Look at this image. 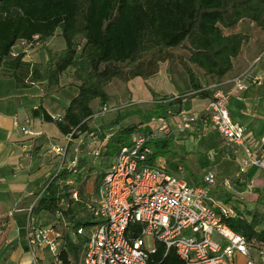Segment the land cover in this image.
<instances>
[{"label": "trees", "instance_id": "trees-1", "mask_svg": "<svg viewBox=\"0 0 264 264\" xmlns=\"http://www.w3.org/2000/svg\"><path fill=\"white\" fill-rule=\"evenodd\" d=\"M13 7L17 8L15 14H11ZM243 21L252 22L253 27L264 32V0H0V66L10 71L18 86L46 80L47 88L58 85L60 75L72 68L71 77L78 81L77 90L60 118L53 119L41 105L32 109V115L55 122L64 135L72 133V137H77L94 131L89 124L95 114L91 103L97 100L100 106L107 104L105 84L114 78L125 82L137 76L146 79L158 71L160 62L178 60L188 78L186 91L157 95L150 90L153 97L150 109L118 110L109 124L97 128L100 140L107 132L111 133L103 151V157H109L120 146L129 144L133 133L149 135L157 115L189 109L193 98L210 96V90L203 87L226 77L248 40L249 34L240 29ZM56 30L65 47L61 51L48 50L45 65L25 62L22 53L8 59L17 39L31 41L37 35V39L43 40ZM176 48L186 54L176 52ZM206 78L215 80L201 83ZM133 113L137 120L124 123V117ZM174 138L172 134L152 139L148 160L158 163V156L168 155L167 160L184 162L187 154L170 148V140ZM203 155L198 157L201 169L213 163ZM66 173L63 170L44 182L43 195L31 211L54 214L60 211L65 217L67 211L62 210L59 201L71 188L65 189L67 185L59 184L58 180ZM191 179L194 184L201 183V175ZM211 194L224 202L230 200L229 192L219 184L212 188ZM258 198L264 200L262 194ZM262 204V208L248 212V216L236 212L223 221L248 242L261 243L264 249V201ZM87 223L91 222L80 220L71 224ZM130 231L136 233L135 225ZM59 255L62 263H66L65 254ZM147 264L185 263L173 248L165 252L164 246L158 244Z\"/></svg>", "mask_w": 264, "mask_h": 264}, {"label": "built area", "instance_id": "built-area-1", "mask_svg": "<svg viewBox=\"0 0 264 264\" xmlns=\"http://www.w3.org/2000/svg\"><path fill=\"white\" fill-rule=\"evenodd\" d=\"M258 59L229 78L204 86L210 90V96L200 110L189 108L176 113L168 110L166 115L153 118L149 135L133 133L130 143L116 150L95 194L85 202L94 221L72 225L60 211L45 225L28 219L25 224L28 245L46 248L55 264H60L64 230H68L71 237L82 238L80 264H147L158 244L164 246L165 252L173 248L185 264H235L238 255L244 258L241 264H263L261 243L248 242L232 230L223 221L224 217L235 214L232 206L211 194L217 184L229 190L234 184L244 182L252 166L264 167V135L260 140L249 137L243 125L231 118L227 107L232 96L241 98L240 93L250 85L261 84L262 76L253 73ZM116 108L103 104L94 116ZM200 121L202 129L211 128L219 134L226 155L237 166L233 177L220 176L212 163L203 169L201 183L194 184L169 171L165 164L148 160L152 139L193 130ZM21 130L29 136L41 133L30 129L28 124L22 125ZM110 134L107 132L104 139L94 141L103 149ZM84 136L72 137L68 133L63 136L62 144L49 145L48 153L59 157L51 178L63 170L76 172L81 154L68 158V148L75 140L82 142ZM77 147L78 144L74 151ZM99 151L97 146L92 149L96 155H101ZM58 181L72 183L69 178ZM70 195L78 200L77 189L71 188ZM1 223L4 225L2 220ZM133 225L135 234L130 231Z\"/></svg>", "mask_w": 264, "mask_h": 264}, {"label": "crops", "instance_id": "crops-1", "mask_svg": "<svg viewBox=\"0 0 264 264\" xmlns=\"http://www.w3.org/2000/svg\"><path fill=\"white\" fill-rule=\"evenodd\" d=\"M249 23L253 27L252 22ZM253 28L256 36L249 35L248 40L243 43L239 54L233 60L232 69L226 74L225 78L242 71L259 56L253 67V73L262 76L264 80V70L259 69L260 63L264 64V32L255 27ZM64 47V40L59 30H56L53 35L43 40L37 39V35L31 41L22 38L17 39L11 46L8 59L22 53V60L25 62L38 63L43 66L48 60V50L61 51ZM69 71H72V68H68L60 75L58 88L71 87L75 91L71 97H63L54 91L57 88L47 91L46 80L36 81L24 87L18 86L10 71L4 65L0 66V264H34V262L36 264H55L52 253L46 248L41 246L30 247L28 245L25 238V224L30 219L37 225H45L55 217L54 212L46 210L31 211V209L43 195L44 182L51 176L57 166L54 167V163H58L59 157L48 153L47 149L53 142L62 144L64 134L59 131L55 122L45 121L40 117L33 116L32 109L41 105L51 116L63 114L65 107L76 93V84L78 83L71 77ZM139 78L141 79L137 76L131 80L135 81ZM263 80L261 85L252 84L242 91L240 93L241 98L235 97L236 99L228 102L230 114L232 113V116L238 118L236 119L237 122L242 123L246 133L253 139H258L264 135ZM129 87L131 92L132 87L130 85ZM205 100L206 98H193L191 106H199L200 103L203 105ZM96 102L98 105L101 104L97 100ZM24 124H28L30 129L39 130L41 133L36 136L23 133L21 126ZM102 125L100 124V126ZM200 129H202L201 121L198 122L193 131L196 133ZM208 129L213 130L211 128H204L203 130ZM219 141L220 155L216 151L203 156L213 157L212 162L220 176L233 177L236 172V163L226 155L220 137ZM49 159L51 161L46 163ZM44 166L46 168L43 171ZM203 169L201 170L203 171ZM70 175V173L66 174L64 178H61V181L67 178L71 180ZM61 185L71 186L69 189L75 187L72 183L62 182ZM93 191L94 195L96 190ZM226 191L230 194V200L226 203L232 206L235 213L241 212L248 216V212L262 208L264 200L259 199L258 195L262 194L264 196V167L252 166L248 170L244 182L236 183ZM88 192L90 191L88 190ZM69 198L68 200L67 195L59 201L62 210L67 211L64 219L71 223L80 220L82 222L94 221L85 205L89 198L84 202L85 206L83 202H76L80 201L79 193L78 200H74L70 195ZM75 205H83L85 212L75 214L76 209L73 207ZM69 242H71V245ZM74 245H77V247H74ZM60 253H64L66 257V263H62L63 259L59 255L60 264H74L77 260L80 264L82 238H73L69 235L68 230H64ZM243 261V256L238 255L235 264H241Z\"/></svg>", "mask_w": 264, "mask_h": 264}, {"label": "rangeland", "instance_id": "rangeland-1", "mask_svg": "<svg viewBox=\"0 0 264 264\" xmlns=\"http://www.w3.org/2000/svg\"><path fill=\"white\" fill-rule=\"evenodd\" d=\"M240 28L246 31L250 36H256V33L254 34V28L250 25L249 21H243L240 25ZM175 51L181 54H186V52L181 48H176ZM259 69L264 70V64H262V62L259 65ZM213 80L215 79H201V83H207ZM131 81L132 80L130 79L129 81L125 82L120 79L114 78L104 85V89L108 94L107 106H117L119 109L116 108L115 110H110L106 111L105 113H99L95 115L93 119L89 122L90 126L92 128H95L94 131H92V134L87 133L88 135H85L83 137V141L80 143H78L76 140L71 142L72 145H70L68 148V158H71V156L75 155V153L81 154L77 160L76 172L71 173L69 177L72 180V185L75 186L74 188L77 189L78 193L80 194V201L76 202H83V205L90 195L93 196V190H97V186L100 182L103 171L112 159V156L108 157L105 155V157H103V151H105V146L102 149L100 145L94 141L100 140V135H98L99 132H97V128L100 127V124H109L114 119L116 111L118 110L120 112H126L129 110H134L135 108H139L143 111H147L148 109H150L152 103L151 101L153 98L150 93V90L154 91L157 95H169L184 92L186 91L188 86V78L178 60H173L172 62H160L158 71L153 75L149 76L146 79L139 78L135 81ZM137 81L138 83L136 84ZM129 85L132 87L131 92ZM58 87L59 85H56L50 88H46V90L52 91L57 88V91H54L63 97H71L73 92L75 91L71 87L63 89ZM233 99L236 98L232 96L229 100ZM129 103L134 104L128 105ZM135 104H137V106L139 107H135ZM228 104L227 107L229 110L230 107ZM92 106L95 112L99 111L100 105L97 104L96 100L92 103ZM202 106V103H200L199 106L195 105L191 108L194 110H200ZM134 115L135 113L127 114L126 117H124L123 122H135L137 119ZM232 115L233 114L231 113L230 116L234 121L238 119L237 117L235 118ZM240 124L242 125V123ZM187 132L188 131L182 132L181 134L177 133L175 135V138L170 140L171 150H174L179 154H187L183 160L184 162H178L175 159L167 160V158L170 157L168 155L158 156L157 162L165 164L170 171L180 175L187 182L192 183L191 177L194 179V176L202 175L203 173L198 164V157H200V155L202 154H207L209 152L212 153L216 151L218 155L221 154L219 148L220 136L216 131H211L209 129H200L196 133L193 130H189L190 133ZM261 137L262 136H260L257 140H260ZM77 144V151H74V148ZM96 146L98 150H100L99 153L101 155H96L92 152V149L96 148ZM151 147L153 148V145H151ZM49 161H51V159L46 161V163H48ZM54 164L55 167L58 163L56 162ZM45 168L46 166L43 167V171L45 170ZM188 169L190 171H188ZM66 174H68V172ZM69 187L71 186L67 185V189H69ZM88 190L90 192H88ZM69 195L70 191L68 192V200L70 199ZM81 197L83 198L81 199ZM83 205L73 206L76 209L75 214L77 212H80L81 214L85 212V210L83 209ZM150 242L151 241L146 238V243L150 245ZM78 262L79 261L77 260L76 262H74V264H78Z\"/></svg>", "mask_w": 264, "mask_h": 264}, {"label": "water", "instance_id": "water-1", "mask_svg": "<svg viewBox=\"0 0 264 264\" xmlns=\"http://www.w3.org/2000/svg\"><path fill=\"white\" fill-rule=\"evenodd\" d=\"M16 12H17V8L13 7L12 11H11V14H15Z\"/></svg>", "mask_w": 264, "mask_h": 264}]
</instances>
